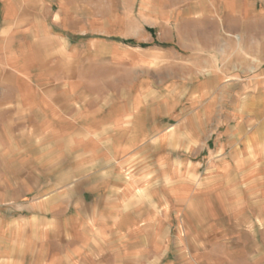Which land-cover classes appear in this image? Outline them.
<instances>
[{"label":"rangeland","instance_id":"rangeland-1","mask_svg":"<svg viewBox=\"0 0 264 264\" xmlns=\"http://www.w3.org/2000/svg\"><path fill=\"white\" fill-rule=\"evenodd\" d=\"M57 12L53 49L108 98L87 132L123 139L58 158L1 141L0 264H264V0H0V73Z\"/></svg>","mask_w":264,"mask_h":264},{"label":"crops","instance_id":"crops-1","mask_svg":"<svg viewBox=\"0 0 264 264\" xmlns=\"http://www.w3.org/2000/svg\"><path fill=\"white\" fill-rule=\"evenodd\" d=\"M34 1L44 7V0ZM50 19V22L59 19L60 24V12ZM43 24L42 33L34 29L30 30L32 37L28 42V48L26 43H21L17 52L4 54L5 60L8 57L9 63L6 67H9V70L4 69L3 73H0V143L11 139V143L14 144L5 146L20 151V154L21 151H26L23 154L28 155L31 152V155L36 157L48 155L58 158L80 157L84 156L86 151H89L90 155L95 154L103 150L101 147L105 145L104 141L108 143L123 139L116 133L96 136L87 132L88 128L84 126L85 120L92 113L87 111V108H91V104L98 101L100 102L98 110L107 109L108 98L107 96L101 98L102 95L98 96L75 84L72 78L76 54L69 51L56 52L53 49V45L60 40L59 34L61 39H66L64 35L69 34L63 30L56 32V24L52 22L54 27ZM154 53V50H149V54L154 55ZM253 82L256 80L252 79L247 85L252 86ZM111 98L115 99V96L111 95ZM96 113L99 116V111ZM91 140H95L96 144L98 141L101 143L93 146L94 149L86 150L88 145L83 142ZM27 165L23 166L24 172L29 169ZM51 165L60 170L61 164L58 160L53 161ZM31 166L29 169L31 173L39 174L43 171L41 167L38 168L33 164ZM95 168L93 164L90 170ZM26 178L21 181L24 186H27ZM78 203L82 204L81 201ZM90 209H86L89 212H79L77 214L79 219L93 220L95 213H92L91 205ZM76 220H78L76 214H69L62 219L69 225Z\"/></svg>","mask_w":264,"mask_h":264},{"label":"trees","instance_id":"trees-1","mask_svg":"<svg viewBox=\"0 0 264 264\" xmlns=\"http://www.w3.org/2000/svg\"><path fill=\"white\" fill-rule=\"evenodd\" d=\"M124 44H133L132 40L122 41Z\"/></svg>","mask_w":264,"mask_h":264}]
</instances>
